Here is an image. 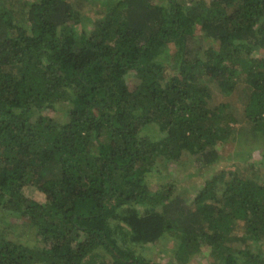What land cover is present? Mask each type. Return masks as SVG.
I'll return each mask as SVG.
<instances>
[{
  "label": "trees",
  "instance_id": "16d2710c",
  "mask_svg": "<svg viewBox=\"0 0 264 264\" xmlns=\"http://www.w3.org/2000/svg\"><path fill=\"white\" fill-rule=\"evenodd\" d=\"M91 1L0 0V207L37 236L4 216L0 264H150L165 238L156 264H264V172L219 167L231 140L264 160V0ZM164 163L202 184H151Z\"/></svg>",
  "mask_w": 264,
  "mask_h": 264
},
{
  "label": "rangeland",
  "instance_id": "374dc122",
  "mask_svg": "<svg viewBox=\"0 0 264 264\" xmlns=\"http://www.w3.org/2000/svg\"><path fill=\"white\" fill-rule=\"evenodd\" d=\"M156 2H164L163 0H154ZM96 0L91 1V3L95 4ZM91 17H86L80 24L78 23L76 30L77 37L80 34V31L82 29L88 30L91 26V21L95 17V15L89 14ZM167 52L171 53L173 50L174 45L168 44ZM137 82V77L135 76L134 72H129L127 75V87L133 88L134 85ZM235 94V93H234ZM221 96L216 94L215 99L213 102H217ZM69 104L67 102L61 101L55 104L54 107H50L44 112L48 114H53L58 119H64L66 117L65 110L68 108ZM147 132L153 133H159L158 127L156 126H150L146 129ZM248 148V145H242L238 144L235 141L231 140L223 145L219 146V150L223 153H230L231 156H234L231 159H223L222 162H220L219 167L227 166L232 167L234 162H239L241 164H254L256 167H258V170L261 172H264V160L261 158V153L257 151H253L252 153L244 152V149L246 150ZM195 167L193 165H182L180 163H174L173 167H169L167 164L160 165L159 170H156L153 172L151 177V184H162V187L165 185L168 186L169 183H175V193L185 192L194 182L202 184V179L204 177V174L206 173L204 170H201V174L197 175L198 177L194 179V171ZM196 180V181H194ZM194 181V182H192ZM25 193L33 197L39 201L45 202V194L41 192L36 185H27L24 189ZM4 216H7V219L10 220L8 223L10 225L7 226V230L9 233H11L13 236L18 237L19 241H22L24 243H28L31 245L37 244V236L35 232L22 223L21 221L17 220V218H13L14 216L8 214L2 207H0V225H3L2 218ZM3 227V226H2ZM243 231V228L239 229V233ZM250 248H252L254 251H256V246L254 243V240H248ZM234 245L237 247H242V240L238 237L233 242ZM264 247V245H263ZM262 247V248H263ZM139 253L144 254L147 256L151 261L150 264H156V263H168L170 260L172 263L173 256H172V241H170L169 238L161 239L158 242L154 244H138L136 246ZM206 251L209 250V247L205 246L204 248ZM264 249V248H263ZM174 264V263H173ZM192 264H211V259L206 257H201L196 259Z\"/></svg>",
  "mask_w": 264,
  "mask_h": 264
}]
</instances>
